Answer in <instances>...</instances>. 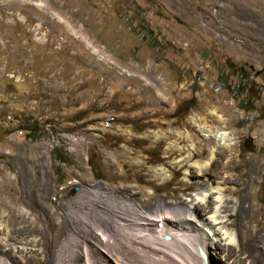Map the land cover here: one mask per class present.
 I'll list each match as a JSON object with an SVG mask.
<instances>
[{"label":"rangeland","instance_id":"obj_1","mask_svg":"<svg viewBox=\"0 0 264 264\" xmlns=\"http://www.w3.org/2000/svg\"><path fill=\"white\" fill-rule=\"evenodd\" d=\"M227 59L255 79V110L218 86ZM263 102L264 0H0L2 264H135L141 246L115 253L89 203L157 225L188 216L200 191L190 164L216 143L201 128L210 110L232 137L207 169L234 210L227 222L241 240V203L264 226ZM30 122L37 140L20 128ZM58 147L72 165L52 159ZM220 253L209 243L203 263Z\"/></svg>","mask_w":264,"mask_h":264},{"label":"bare ground","instance_id":"obj_2","mask_svg":"<svg viewBox=\"0 0 264 264\" xmlns=\"http://www.w3.org/2000/svg\"><path fill=\"white\" fill-rule=\"evenodd\" d=\"M206 115L211 117L210 121L212 124L201 128L208 136L214 137L216 143L214 142L215 144L208 147V156L204 160H195L190 164L193 170L197 171L193 178L195 179V185L199 186L200 191L191 194L185 200L188 207V216L179 218V220H174L167 215L160 216L158 220L160 224L157 225V223H153V218H144L141 215L142 213H139L140 210L138 211V208L137 210L133 209L131 216L123 217L122 215L129 214L128 211L122 212V215H116L118 212L114 214L112 210L109 211L110 209L100 206L98 203H89L91 206L90 213L96 218L102 232L113 238L112 249L115 253H118L120 247H126V250L130 253L132 252L131 247H136L137 245L138 247L141 246L142 250L140 255H136V260H133L135 264H160L162 261H167L168 264H205L203 261L207 260V255L204 260L200 255L198 257L195 251L197 249L198 252V248H201L206 254V247H208L209 243H213L215 248L221 252L219 254V264H228V262L229 264H264V246L260 234V231L264 230V226L260 225L256 220V211L249 206L251 213L244 216L243 205L239 203L236 215L244 226L242 239L240 240L238 224L235 225L236 229L233 230L227 222L228 218L233 215L231 213L233 208L227 207L226 199L224 198L225 187L213 181V179H216L215 176L210 175L209 170L207 171L213 164L211 161L217 153L230 149L232 137L223 125L224 119L222 115L217 114L215 110L208 111ZM190 156L188 155L185 158L189 159ZM116 193L120 194V192ZM127 199H132V197ZM144 204L147 205V202ZM165 204L167 203L165 202ZM165 207L157 206L156 208L161 210ZM194 213L199 215L200 225L190 221L193 219L191 216ZM132 217L137 220L140 219L142 222H135ZM22 219H26L24 214L20 217V220ZM153 224L156 226L154 227ZM182 225L184 226L181 228ZM159 226L160 228H158ZM183 230L193 233L194 231H199L201 233L188 236L189 233H183ZM162 231L170 233V238L163 240L161 238ZM24 248L26 253L31 252L33 249L32 245L22 249ZM138 250L140 251V249ZM145 251L151 252L159 258L148 257ZM3 257L6 258V254ZM249 257H251L250 260ZM7 258L9 259V257ZM1 261L0 264L3 262ZM101 263L106 264L105 261H101ZM107 264H110V262Z\"/></svg>","mask_w":264,"mask_h":264},{"label":"trees","instance_id":"obj_3","mask_svg":"<svg viewBox=\"0 0 264 264\" xmlns=\"http://www.w3.org/2000/svg\"><path fill=\"white\" fill-rule=\"evenodd\" d=\"M144 28V25H143ZM145 30L149 34H153L151 29L145 27L139 29V32ZM216 82L218 86L225 89L229 95L237 101V105L244 111H253L256 109L254 102L259 100L260 91L258 85L250 73L245 69L236 66L229 59L225 60L224 65L217 71ZM264 107V102H263ZM258 118H264L263 110H260ZM21 129L26 130L27 136L31 140H37L40 134V128L35 123L30 122L22 125ZM246 145V143H244ZM264 153V146L262 147ZM59 155H58V154ZM52 159L65 165H72L67 156V152L62 147L54 148L52 151ZM92 169H95L93 164H90Z\"/></svg>","mask_w":264,"mask_h":264},{"label":"water","instance_id":"obj_4","mask_svg":"<svg viewBox=\"0 0 264 264\" xmlns=\"http://www.w3.org/2000/svg\"><path fill=\"white\" fill-rule=\"evenodd\" d=\"M77 188H78V187H75V189H77ZM164 238H165V239H169L170 236L167 235V234H165V235H164ZM198 252H199V255L205 260V259H206V254L202 251L201 248H198Z\"/></svg>","mask_w":264,"mask_h":264}]
</instances>
